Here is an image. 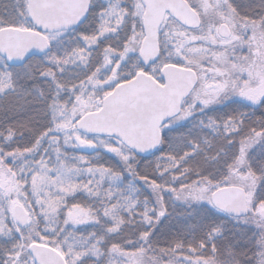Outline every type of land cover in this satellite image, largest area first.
I'll return each instance as SVG.
<instances>
[{"label": "snow or ice", "instance_id": "obj_1", "mask_svg": "<svg viewBox=\"0 0 264 264\" xmlns=\"http://www.w3.org/2000/svg\"><path fill=\"white\" fill-rule=\"evenodd\" d=\"M0 264H264V0H0Z\"/></svg>", "mask_w": 264, "mask_h": 264}]
</instances>
